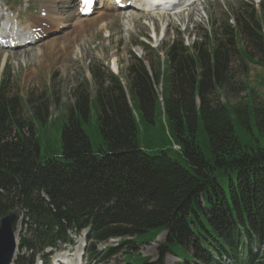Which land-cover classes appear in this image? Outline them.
I'll use <instances>...</instances> for the list:
<instances>
[{"label":"trees","instance_id":"1","mask_svg":"<svg viewBox=\"0 0 264 264\" xmlns=\"http://www.w3.org/2000/svg\"><path fill=\"white\" fill-rule=\"evenodd\" d=\"M232 12L234 31L226 24L208 43L166 49L167 82L164 64L151 65L149 76L136 58L124 87L109 73L92 72L94 95L85 84L73 90L74 106L54 121L63 122L61 153L46 149L43 159L36 131L51 119L39 107L22 112L25 99L6 95L3 76L0 219L17 208L30 224L13 264H34L44 249L71 245L69 231L85 228L91 259L92 244L131 237L141 245L165 232L164 248L181 264H264V145L244 146L234 132L235 124L251 132L254 125L264 139V104L253 100L250 108L239 98L247 87L231 67L236 59L262 66L252 52L264 59V1L258 10L242 2ZM238 35L252 45L244 48ZM91 114L102 138L96 153L83 129ZM140 125L166 128L170 142L141 149Z\"/></svg>","mask_w":264,"mask_h":264},{"label":"rangeland","instance_id":"2","mask_svg":"<svg viewBox=\"0 0 264 264\" xmlns=\"http://www.w3.org/2000/svg\"><path fill=\"white\" fill-rule=\"evenodd\" d=\"M44 1L0 0V6L3 10L9 9L15 13L14 17L19 14V19L16 18L20 24L26 25L30 19L37 18L35 19L36 24H44L41 34L46 33L36 45L25 50L21 48L7 51L0 48V78H2L1 74L8 72L9 81L5 87L6 95L8 97L17 95L25 99V106L21 108L23 109L22 112H35L39 107L47 114L48 120L51 119V124H53V120L60 118L61 114H65L68 108L74 106L75 97L72 92L76 87L85 84L90 96L94 95L95 84L91 76L92 72L98 74L100 78L106 73L114 75L106 67L112 58L116 60L119 68L118 74L114 76H119L125 83L128 67L133 62V58L144 61L149 76H152L151 65L155 63L164 64L165 71L162 79L163 82H167L169 71L167 70L165 51L172 46L173 42L174 44L181 42L183 46L190 47L193 42L208 43L213 35L219 38L223 32L222 28L226 27V24L232 26V31L235 30L234 22H230L229 19H232V11H237L241 2L253 3L257 6L264 0H200L196 2L195 11L186 12L183 15L174 16L172 12L170 15L160 12L161 17L153 14L156 12L147 14L155 17L139 15V18L134 20L135 23L130 26L128 31H125L122 26L125 14L114 13L110 9L102 11L103 8H108L103 5V8L97 9L91 19L103 17L102 21L106 22L104 27L100 26L101 20H99L97 27L85 29L86 31L83 32L69 27V24L71 25L77 19L74 10L76 8L75 2L72 0H50L58 3L63 17L61 21L63 22L64 19L62 25L55 26L57 23L53 14L49 16L46 14L41 17L46 13L42 5ZM152 33L156 36L155 40L151 38ZM160 34L163 35V38L159 40ZM64 38H68L66 42L69 43L63 48V45L60 44H64ZM236 41H239L244 48L252 45L245 36L240 37L238 35ZM52 42L57 44L53 49L47 48V45ZM75 47H79L80 54H75ZM259 53V49H254L252 55L254 60H260L262 66L241 59H236L231 65L234 78L246 84L247 91L242 92L239 98L242 100L247 98L250 108L253 107L254 102L264 104V59L260 57ZM4 55H6V60L3 62ZM2 62L3 65H1ZM52 95L53 100L50 99ZM221 102H224V99ZM95 119L96 117L91 114L89 124L83 127L93 153H96L102 144ZM62 123V120H58L52 126L47 125L45 128L42 127L36 131L39 136L40 157L42 159L47 156L46 149L50 153H61ZM141 124L144 123L141 122ZM142 125L139 126L137 133L138 145L141 149L165 148L170 142L166 128L160 127L158 129V126L155 125L152 127L155 131ZM234 127L235 135L242 145L247 147L264 145V139L259 135L254 125L251 127L252 132L241 129L237 124ZM24 134L29 136L31 131L25 130ZM174 150H178V148L174 147ZM29 227V221L22 216L17 224L18 241L30 239ZM80 236L74 238V249L62 248L60 251H55L52 257H47L46 260H49V264H56V258L63 253L67 255L68 259L73 258L72 253L74 256L77 253L76 249L79 246ZM132 240L131 237L122 240L115 238L104 243L93 244L95 251L92 259L89 258L88 254H85V248L89 245L85 242L84 247H81L83 254L81 264H140V256L147 259L148 264H179L181 262V259L174 256L173 252L171 253L164 248L165 234L158 235L151 243L141 245L129 243ZM122 242H128V244H122ZM109 248H117L116 253L113 252L114 254L111 253L106 256ZM263 251L264 248L261 249L259 256ZM132 252L140 256L133 255L125 260L126 253ZM187 253L191 255V253Z\"/></svg>","mask_w":264,"mask_h":264},{"label":"bare ground","instance_id":"3","mask_svg":"<svg viewBox=\"0 0 264 264\" xmlns=\"http://www.w3.org/2000/svg\"><path fill=\"white\" fill-rule=\"evenodd\" d=\"M157 2V0H120V5L123 6L124 9H122V13L125 14L122 23H123V28L125 31L130 30V26L133 25L135 23V19L139 18V15L144 16L146 15V17H155L154 15H147L149 13L152 12H156L153 14H157L156 16H162V14H160V11L157 7L153 8V4H155ZM196 0L185 5V9L184 12H192L193 10L195 11V6H196ZM60 4V3H59ZM43 7L46 10V14L49 16L50 14H53L55 16V21L57 23V25H62V23H64V19L63 22L62 20V15L60 12V9L58 7V3L52 2L50 0H45L42 3ZM102 8L101 5H99L98 7H94V10L92 11L91 15L87 16V17H82L80 12L77 11L76 9V14H77V19L74 20L72 22V24H69V27L74 28L75 30H78L80 32L86 31L85 29H92L95 28L99 25V20L100 21V26L104 27V25L106 24V22L102 21L101 16L100 19L97 18H93L91 19L90 17L94 14L95 10ZM108 8L113 9L114 7L112 6V0L110 2V6ZM184 12H178L175 15H181L184 14ZM10 13L8 11H3L0 7V48L5 49L7 51L11 50V49H21L25 50L28 49L30 46H34L37 44V41L42 37V35L46 34V33H42V28L44 26V24H36L35 23V19L37 18H32L30 19L26 25H22L20 24V22H18L16 17H10ZM105 16V15H103ZM43 17V16H42ZM90 18V19H89ZM25 26V27H24ZM107 34V33H106ZM68 38H64V44H60L63 45V48L68 46V43L66 42ZM55 42L49 43L47 46V48L49 49H53L55 46ZM80 46V45H78ZM76 48V47H75ZM79 48V47H78ZM76 48L75 49V54H79V49ZM87 49V48H86ZM19 51V50H18ZM14 52V51H13ZM72 54V53H71ZM74 54V55H75ZM38 55V54H37ZM4 60H6V55L3 56L2 61L4 62ZM2 62V63H3ZM81 245H82V239L79 241V247L76 249L77 253L76 254V258L75 261H77L79 259L80 256V251H81ZM64 256H60L58 258V260L56 261L57 264H60V262L62 264H66L67 261L63 260ZM63 260V261H60Z\"/></svg>","mask_w":264,"mask_h":264},{"label":"water","instance_id":"4","mask_svg":"<svg viewBox=\"0 0 264 264\" xmlns=\"http://www.w3.org/2000/svg\"><path fill=\"white\" fill-rule=\"evenodd\" d=\"M17 220V210L0 219V264H12L15 257L17 241L14 225Z\"/></svg>","mask_w":264,"mask_h":264}]
</instances>
